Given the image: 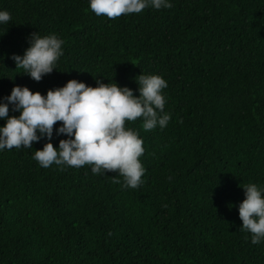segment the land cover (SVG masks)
<instances>
[{
	"label": "trees",
	"instance_id": "16d2710c",
	"mask_svg": "<svg viewBox=\"0 0 264 264\" xmlns=\"http://www.w3.org/2000/svg\"><path fill=\"white\" fill-rule=\"evenodd\" d=\"M170 2L109 19L88 0H0V100L73 79L138 96L136 78L155 74L171 115L164 129L126 123L143 140L136 189L90 165L40 167L34 151L68 138L60 122L51 141L0 152V264H264L238 214L242 188L264 186V0ZM34 33L64 41L39 82L10 59Z\"/></svg>",
	"mask_w": 264,
	"mask_h": 264
},
{
	"label": "clouds",
	"instance_id": "9594fccd",
	"mask_svg": "<svg viewBox=\"0 0 264 264\" xmlns=\"http://www.w3.org/2000/svg\"><path fill=\"white\" fill-rule=\"evenodd\" d=\"M88 6L96 16L113 19L139 14L149 7L169 9L172 4L170 0H88ZM10 20V13L0 10V25ZM63 44L56 34L34 33L23 55L14 54L10 59L16 68L39 82L56 70L57 61L64 55ZM136 83L138 96L128 87L115 82L105 84L99 79L96 87L69 80L45 95L14 86L10 95L0 100V120L4 121L0 126V152L22 146L31 149L42 138L51 141L53 126L60 122L56 135L68 138L61 139L57 148L48 142L42 150L34 151L32 159L40 167L90 165L94 175L115 172L123 177L122 187L138 188L146 171L139 159L144 154L143 140L126 123L139 118L145 131L164 129L171 115L164 111L163 90L168 86L164 78L141 74ZM10 110L18 115L10 116ZM242 189L245 198L238 206L240 230L250 234L252 244H259L264 242V186L248 183Z\"/></svg>",
	"mask_w": 264,
	"mask_h": 264
}]
</instances>
